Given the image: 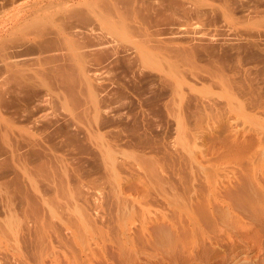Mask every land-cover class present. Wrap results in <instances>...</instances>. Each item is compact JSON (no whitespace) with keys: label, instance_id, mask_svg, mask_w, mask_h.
<instances>
[{"label":"rangeland","instance_id":"rangeland-1","mask_svg":"<svg viewBox=\"0 0 264 264\" xmlns=\"http://www.w3.org/2000/svg\"><path fill=\"white\" fill-rule=\"evenodd\" d=\"M263 124L264 0H0V229L12 242L58 216L99 222L111 171L183 159L182 131L197 150L237 131L258 143ZM263 226L246 264H264ZM230 245L133 264H208Z\"/></svg>","mask_w":264,"mask_h":264},{"label":"bare ground","instance_id":"bare-ground-1","mask_svg":"<svg viewBox=\"0 0 264 264\" xmlns=\"http://www.w3.org/2000/svg\"><path fill=\"white\" fill-rule=\"evenodd\" d=\"M205 123L202 136L211 130ZM182 132L183 159L140 162L125 177L111 171L113 207L107 213L103 190L99 222L83 214L58 216L59 226L46 221L40 233L20 242H12L8 227L0 229L6 264H133L141 253H209L224 242L231 244L227 251L215 252L208 264L248 263L263 245L257 226L264 225V124L258 143L243 141L237 131L211 136L197 150Z\"/></svg>","mask_w":264,"mask_h":264}]
</instances>
